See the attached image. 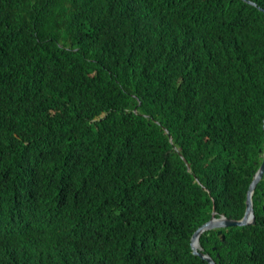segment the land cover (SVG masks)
<instances>
[{
	"label": "trees",
	"instance_id": "trees-1",
	"mask_svg": "<svg viewBox=\"0 0 264 264\" xmlns=\"http://www.w3.org/2000/svg\"><path fill=\"white\" fill-rule=\"evenodd\" d=\"M250 1L0 0L7 264L61 243V264H210L192 235L214 204L244 216L264 152ZM253 202L255 224L201 234L217 264H264V176Z\"/></svg>",
	"mask_w": 264,
	"mask_h": 264
},
{
	"label": "water",
	"instance_id": "water-1",
	"mask_svg": "<svg viewBox=\"0 0 264 264\" xmlns=\"http://www.w3.org/2000/svg\"><path fill=\"white\" fill-rule=\"evenodd\" d=\"M248 2L254 4L253 1L248 0ZM104 114H102L101 116H103ZM263 128H264V122H263ZM166 132L169 133V130L167 128H166ZM169 139H170V141H172V135L170 133H169ZM180 155L182 156L185 164L187 165L188 171H190L191 170L190 163L188 162V160L185 157H183V155L181 153H180ZM263 176H264V152H263L262 161H261L257 171L254 174L253 180L251 181V183L249 185L250 187H249V191L247 193L246 209H245L244 216L242 218H239V219H229V218H226L225 216H223L224 214H220L222 216L217 219V218H215V215H217L218 212H217L216 206L214 204L211 219L208 222H205L201 226H199L192 235L191 246H192V250H193L194 254L199 255L201 258L205 259L210 264H217L215 262V260L209 254L202 251L201 245L195 246L194 240L198 239V238L200 239L201 234L207 230L218 229V234L221 235L223 233V228H225V227L230 228V226L231 227L247 226V225L255 224L256 217H255V208H254V202H253L252 194L255 191V187H256L257 183H259L261 181ZM196 180L199 181V179L197 177H196ZM202 186L204 189H207L204 185H202ZM222 238L224 239L225 236L223 235Z\"/></svg>",
	"mask_w": 264,
	"mask_h": 264
},
{
	"label": "clouds",
	"instance_id": "clouds-1",
	"mask_svg": "<svg viewBox=\"0 0 264 264\" xmlns=\"http://www.w3.org/2000/svg\"><path fill=\"white\" fill-rule=\"evenodd\" d=\"M254 5L256 3L254 2ZM224 229V228H223ZM192 239V238H191ZM202 247V246H201ZM192 248V246H191ZM9 247L7 244L0 238V264H7L9 260ZM19 254L21 253L22 249L19 248ZM193 251V250H192ZM203 251V249H202ZM197 255V254H196ZM199 256V255H198ZM18 257V256H17ZM17 257L14 260L17 261ZM200 257V256H199ZM201 258V257H200ZM203 259V258H202ZM205 260V259H204ZM63 261V249L62 243L59 244L49 255L46 261L43 264H61ZM208 262V261H207Z\"/></svg>",
	"mask_w": 264,
	"mask_h": 264
},
{
	"label": "bare ground",
	"instance_id": "bare-ground-1",
	"mask_svg": "<svg viewBox=\"0 0 264 264\" xmlns=\"http://www.w3.org/2000/svg\"><path fill=\"white\" fill-rule=\"evenodd\" d=\"M257 185H258V183H257ZM257 185H256V187H257ZM256 187H255V189H256ZM254 193H255V191L253 192L252 197H253ZM221 216H222V215H215V218L218 219V218H220ZM223 216H225V215H223ZM211 217H212V216H211ZM225 217L228 218L227 216H225ZM210 219H211V218H210ZM210 219H209V220H210ZM229 219H230V218H229ZM209 220H208V221H209ZM208 221H207V222H208ZM230 227H231V226H230ZM225 228H229V227H225ZM194 244H195V246H200V245H201V241H200V239H199V238H198V239H195V240H194Z\"/></svg>",
	"mask_w": 264,
	"mask_h": 264
}]
</instances>
